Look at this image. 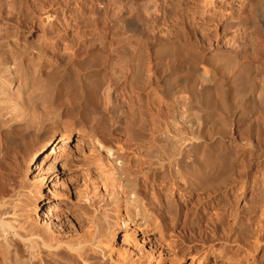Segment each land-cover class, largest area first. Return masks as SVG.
<instances>
[{"label": "bare ground", "instance_id": "1", "mask_svg": "<svg viewBox=\"0 0 264 264\" xmlns=\"http://www.w3.org/2000/svg\"><path fill=\"white\" fill-rule=\"evenodd\" d=\"M253 1L248 23L264 35V0ZM226 21L224 30L238 26ZM185 27L163 51L189 59L187 78L159 88L152 77L159 104L143 105L151 70L140 66L135 75L113 74L83 88L94 110L77 127L67 119L75 109L63 102L66 91L48 82L55 71L43 75L45 52L0 39V264H96L95 257L103 264H264V197L242 198V206L231 208L230 225L225 213L209 210L225 211L233 202L176 198L214 185L232 166L228 157L210 162L204 153L205 133L214 129L209 124L224 98L208 60L224 55L195 49L199 41L192 43ZM198 108L207 111L204 121ZM123 109L131 117L127 130L109 129ZM239 118L244 155L264 153V103L250 104ZM258 164L264 169V160ZM195 237L208 245L184 250Z\"/></svg>", "mask_w": 264, "mask_h": 264}, {"label": "rangeland", "instance_id": "2", "mask_svg": "<svg viewBox=\"0 0 264 264\" xmlns=\"http://www.w3.org/2000/svg\"><path fill=\"white\" fill-rule=\"evenodd\" d=\"M203 2L204 0H0V39H15L35 51L45 52L46 56H43L47 60L43 61V75L55 71L53 77L48 75V82L53 87H63L66 91L62 100L72 107L71 110L75 109L67 118L75 127L86 114L92 116L94 110L93 104L87 103L83 98V88L113 74L129 72L135 75L140 66L151 70L145 78L148 82L144 84L140 99L144 106L159 104L151 89L154 79H157L154 83L159 88H165L170 83L187 78L189 59L176 58L163 51L173 37L176 39L177 35H184L185 26L192 30V43L197 40L201 44L193 45L195 49L200 51L203 48L205 55L223 53V57L208 60L213 66L215 64L216 78L224 92V98L223 108H219L209 124L214 129L205 133L204 153L210 158V162H217L218 157L223 160L224 156L225 159L228 157L232 166L214 185L204 188L198 185L192 196L182 193L176 198L180 199L179 203H184L186 198H210L211 203L231 201L233 203L229 211L213 207L209 210V213H225L230 225L233 222L231 213L242 206V198L264 197V169H257L258 163L264 160V153L248 150L244 155L242 147L245 142L239 136L240 133H237L242 127L239 114L250 104L264 103V35H258L254 25L248 23L255 17L253 0H207V6ZM226 20L236 22L238 26L230 31L224 30L222 24ZM258 70L261 72L259 77L256 76ZM72 90L79 96L75 105L68 104L72 102ZM110 96L113 101L116 94L111 92ZM200 109L196 113L204 121L207 111ZM113 116L114 122H109V129L127 130L131 117L126 109L119 110ZM75 138L77 136L74 135V141L68 144L71 149L74 148ZM30 155L31 153L28 158ZM243 160L249 165L246 169L247 184L244 185ZM214 172L215 170L212 174ZM195 239L193 244L187 243L183 249L187 250L192 245L191 247L197 246L196 249L200 250L204 242L198 240L199 237ZM120 244L121 237L118 240V245ZM206 245L208 244L204 247ZM61 258L65 259V256ZM92 258L94 257L91 256L90 259ZM94 259L97 261H92L96 264H103L99 258ZM186 260L179 264H190Z\"/></svg>", "mask_w": 264, "mask_h": 264}]
</instances>
